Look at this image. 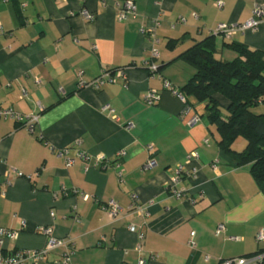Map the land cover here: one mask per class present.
Masks as SVG:
<instances>
[{"label": "crops", "instance_id": "1", "mask_svg": "<svg viewBox=\"0 0 264 264\" xmlns=\"http://www.w3.org/2000/svg\"><path fill=\"white\" fill-rule=\"evenodd\" d=\"M124 1L0 0V107L38 117L32 131L0 118V228L18 234L6 249L41 250L48 242L41 228L50 227L72 248L71 264H222L263 251L256 237L264 193L251 167H234L221 149L205 103L182 102L164 81L182 92L197 72L183 55L210 38L216 58L228 62L238 57L232 43L264 51V16L257 29L230 39L212 33L246 23L264 0H132L135 15L119 21ZM151 28L155 45L142 34ZM153 49L156 75L142 67ZM119 68L126 80L97 91L87 85ZM151 91L160 94L152 106ZM232 148L242 152L246 141ZM192 152L199 157L190 162ZM151 160L155 166L144 169ZM110 201L121 207L115 219L105 209ZM66 251L55 248L39 264H57Z\"/></svg>", "mask_w": 264, "mask_h": 264}, {"label": "trees", "instance_id": "2", "mask_svg": "<svg viewBox=\"0 0 264 264\" xmlns=\"http://www.w3.org/2000/svg\"><path fill=\"white\" fill-rule=\"evenodd\" d=\"M210 42L211 38L183 55L197 72L182 93L187 100L193 97L206 104L205 115L216 127L219 146L231 156L234 167H251L264 193V113L255 112L264 104V51L232 43L238 57L228 62L216 58ZM217 95L229 102L227 115L222 114ZM240 138L246 141V148L236 152L232 146Z\"/></svg>", "mask_w": 264, "mask_h": 264}, {"label": "built area", "instance_id": "3", "mask_svg": "<svg viewBox=\"0 0 264 264\" xmlns=\"http://www.w3.org/2000/svg\"><path fill=\"white\" fill-rule=\"evenodd\" d=\"M223 6L222 2L217 3V7L221 8ZM136 13V6L135 3L132 0H125L124 4L119 8L118 11V20L119 21H125L128 20L132 15H135ZM83 16H85L86 20L92 21L95 19V14L89 13L86 11H82ZM264 16V8L257 6L254 11H253V17L248 20L246 23L241 24V25H228V24H219L218 27L212 32L216 35L221 34L225 38L230 39L233 34L236 31L239 32H245L248 30H255L260 24L261 18ZM197 17V16H195ZM1 31V27H0ZM142 34L148 35L149 42L152 45L157 44L159 41L156 38L155 35V28H151L148 30H142ZM160 58V53L159 51L153 49L152 51V58L150 60H146L143 62L142 67L150 71L151 74L156 75L159 74V69L160 66L155 62ZM126 80V72L123 68L119 69H114V70H104L100 74L98 78L93 80L92 82L88 83L87 85L91 87L94 90H100L106 83H115L118 80ZM83 85V83H81ZM164 86L165 89L171 91L176 97H178L182 102H186V97L183 95V93L174 88L173 85L165 80L164 81ZM160 99V94L156 91H151L147 94L145 97V103L147 105H154L158 100ZM105 111H109L110 113H114L115 110L112 109L110 106H105L103 108ZM0 118L1 119H8L12 118L15 119L19 123H25L29 130H33L34 124L38 121L37 116H23L22 114L14 111L13 109H4L0 107ZM200 121V117L194 116L190 124H195ZM132 124H128V128H132ZM204 143L206 145H209V139L204 140ZM152 150V146L149 148ZM67 153V150H64L60 152V156L65 157V154ZM120 157L125 156V152H120L119 153ZM199 157L197 152H192L189 156V161L196 160ZM80 158L84 160H88L89 157L85 153L80 154ZM67 165L72 166L74 164V160L72 159H66ZM155 161L151 160L149 161L145 166L144 169L154 167L155 166ZM212 168L216 170L217 166L216 164L212 165ZM183 167L180 168L182 170ZM196 172V171H195ZM18 176H22V174H18ZM119 178L122 181V175L119 173ZM75 194L79 193L78 190H75ZM174 193L178 196L181 197L183 195L182 190H174ZM83 196L84 200H88L89 196L81 193ZM134 200L136 198L133 197ZM136 202V201H135ZM106 210H108L109 215L111 218L115 219L119 216L121 212V207L119 204L115 201H110L106 207ZM137 210L140 214L144 216H149V212L147 209H141L137 207ZM225 229L224 225H220L217 230V235H219L223 230ZM130 230L132 232L135 231V227L131 226ZM41 232L47 237L48 242L46 246L41 249V250H34V251H25V250H15V251H8L5 247V242L7 240H16L18 237V234L12 230L5 229V228H0V264H39L42 260L45 259V257L55 248L61 247V246H66L67 251L66 254L64 255L63 259L61 261L56 262L57 264H71V256L73 254L72 248L70 246L68 247V242L65 240H59L56 239L53 236V230L52 228H41ZM192 237L195 236V233L191 234ZM141 239H143V236H140ZM256 240L258 243H261L264 241V231L261 230L256 237ZM191 245H194V242H191ZM138 264H148L146 259L141 258L138 261ZM222 264H264V252L254 254L252 256L248 257H240V258H233V259H228L222 262Z\"/></svg>", "mask_w": 264, "mask_h": 264}, {"label": "rangeland", "instance_id": "4", "mask_svg": "<svg viewBox=\"0 0 264 264\" xmlns=\"http://www.w3.org/2000/svg\"><path fill=\"white\" fill-rule=\"evenodd\" d=\"M221 107V110H222V114L223 115H227V113L229 112L228 110V106L224 107V106H220ZM255 112L256 113H264V104H262L261 106H258L256 109H255ZM239 140H243V139H239Z\"/></svg>", "mask_w": 264, "mask_h": 264}]
</instances>
